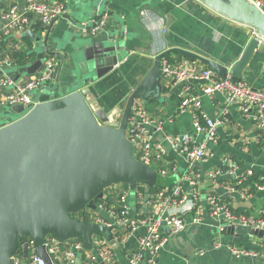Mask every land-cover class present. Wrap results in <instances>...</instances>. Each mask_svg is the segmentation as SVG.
I'll list each match as a JSON object with an SVG mask.
<instances>
[{
	"label": "water",
	"instance_id": "95a60500",
	"mask_svg": "<svg viewBox=\"0 0 264 264\" xmlns=\"http://www.w3.org/2000/svg\"><path fill=\"white\" fill-rule=\"evenodd\" d=\"M198 1L255 29L257 35L236 62H221L183 45H170L151 58L140 56L132 52L129 34L122 31L118 39L89 41L76 50V64L66 77L69 81L53 72L52 78L61 81L56 83L61 87L57 96L50 91L32 92V103L0 109L2 116L11 118L0 120V264H11L19 246L26 257L28 238L46 264H53L46 251L47 234L60 240L80 237V253L91 246L93 234L111 240L105 225L80 220L72 212L96 209V200L103 198L108 186L126 184L133 190L137 184L154 186L162 178L134 157L126 128L135 99L162 100L161 58L165 54L199 60L219 77L229 74L232 81L242 79L260 45L259 37L264 39V16L247 0ZM52 24L44 35L32 27L16 34L31 40L36 55L33 62L8 72L11 78L38 72L46 56L54 54L48 49ZM109 93L115 96L110 103ZM224 231L264 239L263 229L240 224L226 226Z\"/></svg>",
	"mask_w": 264,
	"mask_h": 264
},
{
	"label": "crops",
	"instance_id": "0c3cea01",
	"mask_svg": "<svg viewBox=\"0 0 264 264\" xmlns=\"http://www.w3.org/2000/svg\"><path fill=\"white\" fill-rule=\"evenodd\" d=\"M43 1L50 4L64 2L66 5V13L51 22L53 24L49 31L48 49L54 54L46 56L52 58L55 64L54 72L59 73L60 80L64 81H69L66 77L76 64V50L89 41L118 39L122 31L129 34V45L134 48L132 52L140 56L151 58L170 45H183L231 64L240 58L252 37L250 26L226 18L198 0H107L104 3V0ZM18 2L20 1L0 0V30L4 25L1 17L3 11ZM100 8L101 13L98 11ZM99 18L102 25L98 31L93 32L91 29ZM163 28L166 32H163ZM47 29L48 26L41 35H44ZM32 30L34 31L33 26ZM5 37L0 39V54L7 55L13 50H23L25 54L34 52L33 44L31 49L24 45V37L17 38L16 34ZM259 44L248 63V69L243 71L242 80L264 90V41ZM144 50L151 52L147 55ZM35 55L34 52V58L27 64L34 61ZM172 56L180 57L177 54ZM19 67L12 66L8 68V72ZM20 77L25 78L26 75ZM56 83V79L52 78L44 87L36 90V93L50 91L57 96L61 87ZM171 95L170 92H163L162 100H154L155 103L151 100L141 101L155 121L150 127L154 139H161L163 131L177 133L190 129L192 125L193 111L186 109L180 113L177 110L178 100L172 99ZM114 97V93H109L108 103ZM200 102V110L208 117H215L217 110L222 106L223 97L216 95L210 98L202 95ZM0 109H3L2 106ZM2 118L5 121L11 119L9 116ZM228 118V123L217 129L216 141L207 143L211 154L204 161L189 163L186 158L176 154L169 144L162 142L165 157L175 166L172 174L162 178L178 182L191 168L198 174L197 184L193 186L183 182L185 191L196 188L203 201L207 195L214 194L233 210L256 216L264 207V183L254 181L264 173V147L257 141V132L252 121L242 114L238 106L229 108ZM162 120V129H157L156 122ZM203 139V133L195 134L197 142ZM225 158L237 161L236 175L241 177L238 188L227 187L228 183L223 181L229 178L226 174L214 178L208 176L223 165ZM253 185L255 190L251 191ZM114 189L113 191H119L122 187L116 186ZM151 195L145 194L141 202L133 195L129 196V214L133 219L152 210L148 204ZM184 217L186 224L181 231L170 233L165 229L167 241L159 252L157 264H264V239L248 234L237 236L235 233L225 232L224 228L229 225L222 216L205 215L202 222H196L195 214L190 210ZM142 232L144 227L132 231L123 243L111 240L115 262L126 264V256L136 248L137 237ZM231 247H244L257 254L237 257L231 252Z\"/></svg>",
	"mask_w": 264,
	"mask_h": 264
},
{
	"label": "built area",
	"instance_id": "2783aa9c",
	"mask_svg": "<svg viewBox=\"0 0 264 264\" xmlns=\"http://www.w3.org/2000/svg\"><path fill=\"white\" fill-rule=\"evenodd\" d=\"M19 1L9 5L3 11L1 17L4 20V25L0 30L1 35L17 34L32 27L36 21H39L43 27H47L53 20L66 13L64 2L50 4L43 0ZM247 1L264 16L263 0ZM101 25L102 21L96 22L91 30L96 32ZM163 32H166L164 28ZM251 35H257L252 27ZM259 41L262 42L264 39L259 37ZM12 66V60L0 54V106L2 107L32 103L30 94L44 87L52 79L55 64L51 57H47L38 72L18 79H13L8 75V68ZM161 70L162 87L175 95L178 100L177 110L180 113L186 109L193 111L192 125L190 129L177 133L163 131L161 139H154L150 127L155 121L142 105L141 100L135 99L126 128V137L133 143L135 158L150 166L155 161H163L165 152L162 142H165L176 154L186 158L189 163L204 161L211 154L207 143L216 141L217 129L228 123V112L232 106H238L242 114L252 121L257 132V141L264 147L263 89L255 87L246 80L232 81L229 74L219 77L213 69L196 59L180 57L169 61L163 56ZM202 95L210 98L216 95L223 97L222 106L217 110L215 117H208L200 110ZM162 122L163 120L156 122L157 129H162ZM197 133L204 134V139L200 142L195 140ZM237 169L236 161L232 158H225L223 165L210 172L208 176L214 178L226 174L229 177H237L236 185H238L241 177L236 175ZM156 171L164 177L172 174L175 171V166L170 165V161H168L165 166L159 167ZM197 178L198 174L189 168L188 172L182 175L180 181L174 182L169 194L160 191L151 195L148 204L152 210L136 219H133L129 214V196L133 195L140 202L144 197H136L137 193L131 189L122 192L116 191V196L111 197L112 201L119 203V209L114 204L106 206L105 201H100L96 202V209L82 208L83 212L79 214L78 219L84 220L83 217L87 216L90 219L85 221L102 223L110 230L111 240H118L121 243L126 240L129 233L144 227V232L137 237L136 248L126 256V264H157L159 252L167 241L165 229L170 233L181 231L186 224L184 215L190 210L194 212L196 222H202L205 215L222 216L227 225L240 224L264 230V207L259 210L258 215L254 216L233 211L229 204L223 203L214 194L207 195L203 201L196 188L193 187L192 191L187 192L183 187V182L196 185ZM259 179L264 180L263 173ZM227 187L235 188L231 184H228ZM126 227L130 231L119 235L114 234L115 231L124 230ZM111 240L102 234H93L91 246L80 253L79 250L83 242L80 237L60 240L53 234H47L45 246L53 264H118L113 258ZM26 243L27 256L23 255L22 247L19 246L11 256V264H46L44 258L37 252L33 240L28 238ZM230 250L237 257L257 254L244 247H231Z\"/></svg>",
	"mask_w": 264,
	"mask_h": 264
},
{
	"label": "trees",
	"instance_id": "16d2710c",
	"mask_svg": "<svg viewBox=\"0 0 264 264\" xmlns=\"http://www.w3.org/2000/svg\"><path fill=\"white\" fill-rule=\"evenodd\" d=\"M33 26V29L35 32H37V34H41V32L46 28V27H43L39 21H36L34 22V24L32 25ZM6 37L4 35H1L0 34V39H5ZM24 42V45L31 49L32 47V42L29 38L27 37H24L23 40ZM7 57H9L11 60H12V64L13 66L15 67H19V66H22V65H25L27 64V62L30 60V59H33L34 58V52H30L29 54H25L23 52V50H13L11 52H9V54L5 55ZM180 56V55H179ZM164 57H166L169 61H172L173 60V56L172 54H165ZM182 57V56H180ZM179 57V58H180ZM177 58V57H176ZM163 92H167V89L166 88H162ZM171 98H175V95L172 94L171 95ZM151 102H154V100H151ZM147 110V109H146ZM262 146V143L260 144ZM170 159H168L167 157L164 158L163 161H155L154 164H152V166L158 170L159 167L161 166H165L166 162H168ZM235 160V159H234ZM171 161V160H170ZM236 161V160H235ZM164 162V163H163ZM237 162V161H236ZM169 165V163H168ZM171 165V163H170ZM223 168V167H222ZM264 174V173H263ZM162 177V176H161ZM169 178V177H168ZM229 178H231L229 180ZM228 179L226 180H223L224 182H227L228 184H231L233 185L234 187L238 188V185L237 184V177H229ZM254 181H258L257 183L259 184H263L264 183V180H260L259 178L255 179ZM174 184L173 182V179L171 181V179H162V178H159L158 181H157V184H155L154 186H150V187H146L144 186L143 184H137V186L133 189L136 193H137V196L136 197H139V196H144L145 194H155V193H158L160 191H163L165 192V194H169L171 192V186ZM116 186H120L122 187L121 190H119L120 192L124 191V190H127L129 189L128 185L126 184H115V185H111V186H108L104 189V196L103 198L101 199H97L96 202H100V201H105L106 203V206H110L112 204L115 205V207H117L119 209V203H117L116 201H112L111 197H115L116 196V191H113L115 190L114 187ZM251 191H254L255 190V186L253 185L250 189ZM108 194V195H107ZM110 199V200H109ZM231 208V207H230ZM84 209V208H83ZM83 209L81 210H78L76 212H72V216L75 217V218H78L79 217V214L81 212H83ZM232 209V208H231ZM233 210V209H232ZM235 211V210H233ZM235 212H238V211H235ZM84 220H88L90 218H88L87 216L83 217ZM130 231V229L128 227L124 228V230H117L115 231V235H119L120 233H123V232H128Z\"/></svg>",
	"mask_w": 264,
	"mask_h": 264
},
{
	"label": "rangeland",
	"instance_id": "374dc122",
	"mask_svg": "<svg viewBox=\"0 0 264 264\" xmlns=\"http://www.w3.org/2000/svg\"><path fill=\"white\" fill-rule=\"evenodd\" d=\"M2 117H3L2 114H0V120H1V122H5V120Z\"/></svg>",
	"mask_w": 264,
	"mask_h": 264
},
{
	"label": "bare ground",
	"instance_id": "6f19581e",
	"mask_svg": "<svg viewBox=\"0 0 264 264\" xmlns=\"http://www.w3.org/2000/svg\"><path fill=\"white\" fill-rule=\"evenodd\" d=\"M36 73V72H35ZM27 76V75H26Z\"/></svg>",
	"mask_w": 264,
	"mask_h": 264
}]
</instances>
